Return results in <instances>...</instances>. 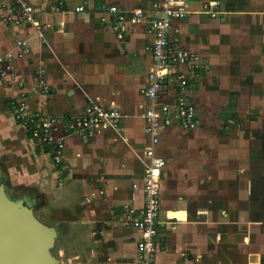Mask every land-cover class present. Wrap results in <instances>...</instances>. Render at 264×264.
Here are the masks:
<instances>
[{"label":"crops","instance_id":"obj_1","mask_svg":"<svg viewBox=\"0 0 264 264\" xmlns=\"http://www.w3.org/2000/svg\"><path fill=\"white\" fill-rule=\"evenodd\" d=\"M62 1L18 0L17 10L20 3L33 8L32 19L21 23L5 24L10 11L0 6V53L20 39L29 44V52L14 60L18 80L0 86V171L5 168L23 183L19 187L24 185V199L34 196L35 203L40 193L43 206L57 208L56 217L69 225L64 234L75 240L73 264H132L140 231L123 220L127 209L144 204L151 140L144 120L149 101L142 89L153 61L149 19L157 14L154 4L161 0ZM186 1L190 12L172 22L169 37L204 64L188 91L201 124L191 131L175 122L163 127L155 145L156 154L166 160L155 264H239L243 249L248 257L244 264H264V240L246 242L234 229L241 220L232 221V230L218 229L228 222H223L225 211L215 208V201L243 198L238 186L220 179L225 170L221 155L228 153V142L218 134L222 129H213L225 117L221 107L226 97L237 105L241 95H249L254 104L264 105V97L257 96L264 91V0ZM78 5L84 9L77 11ZM138 9L145 12L144 18L120 21V14L128 16ZM17 10L16 16L21 14ZM23 99L27 113L57 119L55 134L65 144L63 164L54 162L50 148L14 119L12 104ZM91 102L118 110L119 128H103L89 139L68 132L66 122ZM244 108L253 111L256 106L250 101L233 108V115ZM259 120L264 118L243 123L255 130L240 136L243 142L237 139L235 145H245L235 152V160L245 153L246 144L257 143ZM251 163L249 175L264 178L263 163L257 158ZM171 212L186 216H170ZM248 225L256 229L257 221L249 220ZM262 234L254 231L253 236Z\"/></svg>","mask_w":264,"mask_h":264},{"label":"built area","instance_id":"obj_2","mask_svg":"<svg viewBox=\"0 0 264 264\" xmlns=\"http://www.w3.org/2000/svg\"><path fill=\"white\" fill-rule=\"evenodd\" d=\"M62 4V0H54ZM4 6V1H0ZM157 14L149 19V29L153 35L150 47L152 65L149 68L147 83L142 93L149 101L144 112L146 132L150 136V146L146 150L149 158L147 175L144 184V204L140 208H130L125 212L123 224L133 226L140 231L137 241V256L132 264H155L156 254L160 246V224L162 220L160 183L163 169L166 166L164 157L156 154L155 145L159 142L160 130L174 122L184 130L191 131L201 124L196 105L191 101L188 91L201 75L199 58L193 52L181 48L172 42L169 30L172 22L183 19L189 14V4L186 0H161L154 4ZM83 5L76 6L82 11ZM111 11H117V6H111ZM18 16L7 14L9 21L20 23L22 20H31L33 8L24 4ZM211 12V11H209ZM213 16L216 12H211ZM145 17L141 9L133 11L130 15L120 14V21H136ZM29 52V44L25 39L17 41L16 46L5 53H0V86L10 85L18 80V71L14 60ZM174 91L170 94L169 91ZM15 118L28 129L32 137L43 146H48L51 155L57 164L63 162L64 139L57 136V119L53 116H41L37 113H27L26 101L13 102ZM122 115L118 110H109L91 102L83 111L73 115L66 122V130L70 133H80L84 138H92L96 132L103 128H119Z\"/></svg>","mask_w":264,"mask_h":264},{"label":"rangeland","instance_id":"obj_3","mask_svg":"<svg viewBox=\"0 0 264 264\" xmlns=\"http://www.w3.org/2000/svg\"><path fill=\"white\" fill-rule=\"evenodd\" d=\"M17 1L18 0H4V7L10 11L9 15L16 13L15 10L19 8ZM24 4L25 3H20V6ZM4 21H5V24L6 22L10 23L8 22L9 20L7 21L4 20ZM259 59H261V57H257V60ZM257 96L264 97V91L263 92L259 91L257 93ZM240 97H243V99H241L239 101V104L237 103V105L232 102V99L230 97H226V99L223 102V106L221 107L222 109H224V111H221V113L224 114L225 117L222 119L220 118L217 121L218 126L216 125L213 129L217 130V132L220 129H222L223 131L220 133L218 132V134L220 135L222 139L226 140L225 142H228V144H225V146L227 147L226 151H228V153L225 152L221 155V161L225 162V163L222 162L224 164L225 170L223 172V175L220 176V179L223 183L228 181V184L230 186L232 185L238 186V188L241 190L240 196L241 198H243L242 199L243 202L242 201L240 202L238 199H236L237 201H234L232 198H230V201H228L227 198L222 197L221 200L215 201L214 207L215 208L219 207V208L224 209L225 212L224 214L222 213V216H223L222 218L224 220L223 222H228V223L219 225L218 229H223L222 231L232 230L233 229L232 221L241 220L240 227H238L237 224H235V226L233 225L235 227L234 228L235 231H240L241 236H243V238L244 237L247 238L246 242L247 241L248 242L249 241L259 242L260 239L264 240V187L262 185L264 184V178L259 176V173L257 174V176H254V177H252V175L250 176L248 167L250 166V164L252 165L251 160L254 158H257V160L261 161L264 165V148H263L264 147V125H263L264 121L263 120H259L258 121L259 125L256 127V129L258 130L257 143L255 145L246 144L245 146L246 149L244 150L245 153H242L240 159L238 160L234 159V154L237 150L241 151L244 148L243 146L245 144L244 143L242 144L244 140H242L241 138L247 134V130L249 129L255 130L254 126L246 125L245 127L243 126V123H246L247 120L250 121L255 118L263 119L264 111H262L261 109H264V105H261L262 103H260V101H257V105L254 104L253 99L249 95H244V96L241 95ZM250 101L253 106H256V109L252 111L248 108L247 109L244 108L243 110H241V112H238L236 114L238 117L236 120V115H233L235 111H232V109L233 108L236 109V107L238 108V106L245 107L248 104H250ZM262 101H264V99ZM12 113H13L14 119H16L13 108H12ZM251 114H253V118L250 116ZM239 118H240L241 126L238 125ZM16 120L20 122V120L18 119ZM223 123H227V124L229 123V125L225 124L223 126ZM237 129H240V131L238 132ZM240 136L241 138H239ZM238 138L242 142L240 144L235 145ZM232 145H234V147ZM241 145L243 148H240ZM52 159H53V156H52ZM60 164H63V163L61 162ZM239 168H242L245 170L241 172L242 170L241 171L238 170ZM4 169L0 171V183H5L6 187H8V190L10 191L11 195L15 199H18V200L24 199L25 193L22 190L24 185L19 187V185L23 183H21L20 181L16 179H13L12 176L9 174V172L6 171V169L4 171ZM256 188H259V189L263 188V190L256 191ZM35 196H36V193H35ZM255 200H258L256 204L254 203ZM41 201L42 199L40 198V193H39L36 196V200H35L36 204H34V207H33L35 215L42 222L46 223L47 225L54 226L58 229V236L54 243V246L52 247L53 254L58 259H60V264H73L71 255L73 254V250L75 249L74 248L75 240L73 238H70V236L67 237L66 236L67 234H64L65 231L67 230V227H69V225L67 223L65 224V222H63L61 218L56 217V209H57L56 207L51 208V207L43 206ZM249 220L257 221L256 229L254 226L252 228L249 227L248 225ZM250 230H252V232L249 234ZM254 231H257L258 233L261 232L263 234L261 237L258 236L257 238H254L253 236ZM248 236L250 240H248ZM242 240L244 241V239ZM239 255H240L239 264H244V262L248 260L247 251L243 249L242 251L239 252Z\"/></svg>","mask_w":264,"mask_h":264},{"label":"water","instance_id":"obj_4","mask_svg":"<svg viewBox=\"0 0 264 264\" xmlns=\"http://www.w3.org/2000/svg\"><path fill=\"white\" fill-rule=\"evenodd\" d=\"M34 204L0 183V264H60L52 252L58 229L37 218Z\"/></svg>","mask_w":264,"mask_h":264},{"label":"bare ground","instance_id":"obj_5","mask_svg":"<svg viewBox=\"0 0 264 264\" xmlns=\"http://www.w3.org/2000/svg\"><path fill=\"white\" fill-rule=\"evenodd\" d=\"M170 216H178L179 218H185L186 213H182V212H171Z\"/></svg>","mask_w":264,"mask_h":264}]
</instances>
